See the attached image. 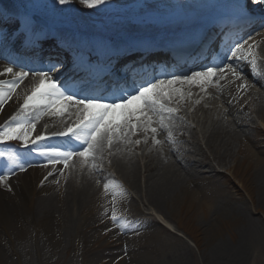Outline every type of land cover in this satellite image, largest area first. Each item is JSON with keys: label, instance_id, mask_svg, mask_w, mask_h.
<instances>
[{"label": "bare ground", "instance_id": "bare-ground-1", "mask_svg": "<svg viewBox=\"0 0 264 264\" xmlns=\"http://www.w3.org/2000/svg\"><path fill=\"white\" fill-rule=\"evenodd\" d=\"M121 1L107 0L105 5L97 6V14H90L99 19L80 14L76 7L61 20L67 23L65 27L79 33L83 30L91 35H110L129 27L150 26L138 23H145L142 20L152 16H178L159 25L184 22L189 8L205 0H130L124 4ZM74 3L75 0L70 5ZM0 5L6 6L13 16L28 12L22 0H1ZM5 68L8 67L0 64V73ZM15 72L20 71L13 69ZM13 74L0 75V80L10 82ZM38 82L39 74H28L0 110V126L10 122L14 115H26L28 120L39 115L42 122L35 120L30 139L49 136L28 148L16 140L0 146L5 154L24 156V170L10 183L0 182V263H7L4 249L8 242L19 243L29 231L36 232V240L50 248H59L77 230L75 235L87 240L88 245H126L130 249L128 255L143 246L139 253L148 256L156 246L154 238L170 227L180 228L200 249L204 260L216 264L243 263L249 216L258 213L264 219V82H255L262 90L254 91V84L243 86L240 92L248 96L246 101L237 100L230 93L223 105L213 101L212 109L198 110L197 105L203 104L195 100L194 116L190 118L193 123L174 103L185 105L180 93L171 92L172 100L167 106L178 111L166 116V128L159 127L155 116L151 125L157 128L155 139L160 143H154L153 134L141 128L135 135L128 134L131 142L123 138L114 141L94 161L73 156L68 167L62 160L49 164V157L40 155L39 149L47 143H61L68 144V151L78 153L80 141L57 133L79 122V110L69 107L63 115H57L52 109H30L22 114L20 106ZM191 89H198V84H192ZM0 92H8L7 83L0 84ZM141 136L147 138L145 145L134 141H141ZM14 146L23 148L14 150ZM32 150H37V154H32ZM42 158L46 164H30ZM140 160L144 161L141 165ZM105 183L109 184L107 191ZM113 211L118 216L115 222L111 219ZM153 211L172 213L178 228L163 219L160 225ZM96 232L104 242H100ZM94 251L87 249V253ZM182 262L189 264V257L185 256Z\"/></svg>", "mask_w": 264, "mask_h": 264}, {"label": "snow or ice", "instance_id": "snow-or-ice-1", "mask_svg": "<svg viewBox=\"0 0 264 264\" xmlns=\"http://www.w3.org/2000/svg\"><path fill=\"white\" fill-rule=\"evenodd\" d=\"M68 2L69 0H58L61 5ZM106 2L107 0H82V3L90 8L103 6ZM38 22L39 18L35 15L32 17L25 16L23 25L18 19L11 17L4 19L0 16V30H2L3 25L7 24L11 29V35L20 34L17 39L23 45L24 33L21 32V27L23 26L27 31L29 28H34ZM261 27H264V25H261ZM4 39L6 42L7 37H4ZM249 39H251V36H249ZM246 43L247 41L244 42V44ZM244 44L236 42L234 45L229 46V51H232L234 60L248 59L245 55H237V53L246 51ZM254 46L258 47L255 42L248 45V55H253ZM137 51V46L133 42H128L123 48L120 46L114 48L113 55L108 58V62L112 66L108 74L116 77L117 86L109 93L108 97L75 90L72 84L69 83L73 79L72 77L69 78V81L53 78L50 73L62 69L64 67L62 63H49L47 65L48 71L39 73L38 84L33 87L30 94L25 96L20 106L21 113L26 114L30 109H52L53 114L63 115L67 108L76 107L81 117L78 123L68 127L65 132L57 133V135L70 136L76 141H80L79 147L81 150L77 153L75 151H60L59 149H39L40 155L49 157V164L59 163L62 160L65 167H68V162L73 156L77 155L85 160L94 161L97 154L102 153L105 147L110 149L114 141L123 138L127 142H131L128 134L135 135L141 128L146 133L150 131L153 134L154 143H160L159 140L155 139L157 128L151 126L154 122L153 116L157 117L156 122L161 129L167 127L165 124L166 116L171 117L178 111L176 108L167 106V103L172 100L171 92H181L180 88L175 87L177 84L218 82V78L225 74V68L230 69L234 76L236 75V69L231 64L225 63L228 57L224 56L221 58L220 64H214L212 60H209L208 64H201L200 70L197 71H186L184 68L172 72L153 69L150 76L141 75L139 79L133 77L130 83L119 85L118 82L121 76L127 81L129 73L135 72L138 66L143 72L147 73V65L151 62L146 64L144 52L137 55ZM128 56H136V60L125 59ZM120 61H124V63L120 65V68H117L116 64ZM136 61H139V65ZM250 63L252 64L253 75H258L255 59L251 60ZM129 64L132 67L128 68V72H122V69L128 67ZM221 64L224 66L221 67ZM3 74H13V68H5L3 73H0V75ZM27 76L28 72L20 71L13 74L10 82L0 80V84H8V92H0V110L3 109V105L7 100L12 99L11 93L16 91L19 83L23 82ZM160 77H167V79H161ZM38 119L39 115L35 116L33 120H28L26 115L21 117L14 115L10 118V122L0 126V142L16 140L22 141L26 147L29 144L38 145L39 141L46 138L37 135L35 139H30L36 126L34 121ZM168 139H171L170 134ZM144 142H147V139ZM135 143L139 144L141 141L136 140ZM2 155L4 153H0V156ZM9 159L12 158L9 157ZM20 170L23 171L24 169L21 168ZM12 171V169H9L6 173H0V182L5 181ZM104 188L107 191L109 184L105 183ZM111 219L114 222L118 220L115 211H113Z\"/></svg>", "mask_w": 264, "mask_h": 264}, {"label": "rangeland", "instance_id": "rangeland-1", "mask_svg": "<svg viewBox=\"0 0 264 264\" xmlns=\"http://www.w3.org/2000/svg\"><path fill=\"white\" fill-rule=\"evenodd\" d=\"M25 1L28 2V7L32 10L31 13L42 11L45 14V20L59 27L62 26L61 23L56 24L51 20V17L54 16L56 19H60V15L70 12L69 2L61 5L58 0ZM127 2L129 1H121L122 4ZM2 14H8V9L2 7L0 15L2 16ZM137 151L140 152V150ZM143 162V160H140V165ZM129 192H132V190H129ZM152 213L159 220L160 225V220L163 219L177 227L172 213L162 211H153ZM248 227L247 252L242 264H264V219L258 213L251 214ZM179 229L174 230L170 227V230H163L160 236L154 238L156 246L148 256L139 253L140 250H143V246L138 249L134 248L137 252L128 255L127 252L130 249L126 245L115 246L104 243L101 246L100 243L88 245L87 240L80 235L79 237L75 235L78 234L77 230L73 232L69 239L64 240L57 249V246L51 249L45 245H41L42 248H39L36 244V232L29 231L26 237L18 241L19 243L14 241L11 247L7 246L4 249L7 263L0 264H183L182 261L185 256L189 257V264H216L210 260H204L200 256V249L197 246L195 247L187 235L182 234ZM97 235L100 242H104L103 237L99 238L98 232H96ZM89 248H93L94 253H87Z\"/></svg>", "mask_w": 264, "mask_h": 264}]
</instances>
